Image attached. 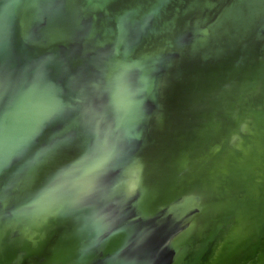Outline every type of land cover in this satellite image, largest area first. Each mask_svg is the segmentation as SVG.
<instances>
[{"label": "water", "instance_id": "obj_1", "mask_svg": "<svg viewBox=\"0 0 264 264\" xmlns=\"http://www.w3.org/2000/svg\"><path fill=\"white\" fill-rule=\"evenodd\" d=\"M263 81L262 0H0V264H264Z\"/></svg>", "mask_w": 264, "mask_h": 264}, {"label": "bare ground", "instance_id": "obj_2", "mask_svg": "<svg viewBox=\"0 0 264 264\" xmlns=\"http://www.w3.org/2000/svg\"><path fill=\"white\" fill-rule=\"evenodd\" d=\"M236 98H238V95H235L234 100ZM252 99L256 100V107H257L258 111L254 112V113H250L249 111H245L243 109V107H241V106L238 108L234 107L235 110H233V112H232L231 116H229V118H222V124L224 123V127H226V128H229L231 126H237L238 127V125L245 126L246 125L245 121H247L249 124L252 123V126L255 127L254 123L252 121L253 117L255 119V125L257 126L255 128L259 129V127H262V126L264 127V114L261 115L259 113V111L264 113V81H263L261 87L257 88L254 91ZM230 103L231 102L227 101L225 104H230ZM237 104L238 103L236 102V105ZM231 106H235L233 102H232ZM208 111H210V110H208ZM214 131L217 132L216 137H215V140H217L218 129H215ZM226 131L228 132V130H226ZM251 133H253V132L248 130V129L242 130V134L245 135V139H247L248 141H249V138L251 140H253L255 137V135L251 134ZM257 133H259V131L256 132V136H257ZM205 139H206V137L201 138L200 142L205 141ZM230 139H232V138H230ZM255 143L257 144V151H259L260 154L264 158V150H263L262 145L260 147H258V142L256 141ZM239 144H241V142L237 141V145H236V141H235L233 144V147H235V145H236V151H239V153H240L239 155H240V160H242V164L248 166V169L244 168V169H242V172H246V173H248V175H251L252 170H249V168L251 167V164L256 165L255 172H254L255 185L264 183V171H262L264 165L262 166V164L256 162V160H258L259 158L256 157V155H254L255 153H253V155H252V153H251L252 149L251 148H249L248 152L246 153L244 151V149L241 148V146L238 147ZM202 154H200L198 158H195V157L191 158L190 163L195 162V161H197L199 163V165L201 163H204L203 158H201ZM246 154H248V155L246 156ZM208 165H210V163H208ZM194 169L195 168H191V169L188 168L185 171L188 172L190 170L188 174L192 175L194 172H196V171H194ZM260 169H261V172H260ZM221 171H222V169H221ZM202 172H204V167H202L200 169L199 173L196 172L197 178L205 177V174H200ZM208 174H211V173H208ZM164 225L170 226V224H164ZM171 226L173 227V223H171ZM165 227L166 226H164V228ZM167 233H168V230L162 232L159 235V238L153 242V244L151 246V251H153V252H152V255L150 257V260H153L156 263L162 264L163 262L168 261V258L173 256V255L175 257L179 256V257L188 258L190 256V249L188 247H186L185 243H175L173 245H168V246L161 244V245L156 246L158 244V242L162 239V237L167 236ZM248 248H250V251H251L252 247L249 246ZM144 251L146 252L147 250L140 251L139 253L137 252L136 255L133 253V256H136V261H138L139 259L140 260L144 259V257H145ZM239 252H240V250L238 249V251L235 253V255L231 256V259L229 260L231 264H233L232 263L233 258L237 257ZM121 258H123V256L120 255L119 257H117L116 259L113 260L112 264H130L128 262V260H122ZM216 264H221V263H220V261H217ZM236 264H239V263H236Z\"/></svg>", "mask_w": 264, "mask_h": 264}, {"label": "snow or ice", "instance_id": "obj_3", "mask_svg": "<svg viewBox=\"0 0 264 264\" xmlns=\"http://www.w3.org/2000/svg\"><path fill=\"white\" fill-rule=\"evenodd\" d=\"M262 2H264V0H262Z\"/></svg>", "mask_w": 264, "mask_h": 264}]
</instances>
